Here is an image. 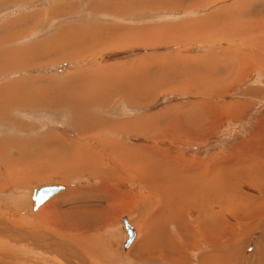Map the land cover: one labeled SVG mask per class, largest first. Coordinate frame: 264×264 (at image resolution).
Listing matches in <instances>:
<instances>
[{
  "label": "rangeland",
  "instance_id": "rangeland-1",
  "mask_svg": "<svg viewBox=\"0 0 264 264\" xmlns=\"http://www.w3.org/2000/svg\"><path fill=\"white\" fill-rule=\"evenodd\" d=\"M78 1L86 2L88 6H84L83 11L76 13L74 18H79L81 15L89 19L94 17L93 20H96L95 26L90 30L91 35L82 31L85 26L70 24L60 27V25L74 22L69 21L54 26L52 31L54 37L49 38L47 36L51 30L48 29V34L43 38H49V41L53 42L52 44L59 42L56 45L65 47L64 52L68 54L70 53L69 49L74 47L71 46L74 43H84L88 48L94 46L90 50L83 49L72 54L73 57H76L80 52L85 54L89 51L90 56L74 60H71L72 56L70 55L65 57L73 63H79L74 66H88L90 69H84L77 75H70V78H66L68 80L64 79L63 81L57 79L48 81L47 78L38 77L42 76L39 70H22L18 75L14 71L0 74V86H6L5 88L9 89V91L6 90L7 93H11L17 101L23 99L25 95L23 91L43 88L42 91L46 94L48 101L65 102L68 105V107H63V110L61 104H57L60 107L51 109L49 116H40L44 117L40 119L37 117L32 118L28 123L29 125L30 123L33 124V128L28 131L30 135L34 136L31 142L32 136L30 135L20 138L21 136L6 134H14V132L21 130L22 124L20 123L15 124L17 128L15 131L10 128L0 131L5 133L0 136V183L3 184L0 187V228L2 230L10 227L16 228L18 222L20 227H23L21 230L28 231L25 227L31 225L33 218L26 213L23 216L19 215L15 209V200L20 201L24 198L25 202L30 204L29 193L31 188L45 184L44 182H53L55 180L52 176L53 173L66 172L65 174H73V172L85 168L87 173L80 171L78 174L72 175L68 179L70 181L65 180L68 181L65 183L68 188L58 192L53 197L51 196L38 208L36 213H33L34 215L42 213L43 209L52 201L59 200L58 195H64L67 200H75L81 195V192H87L81 198L84 200L80 204L65 209L61 212V216L54 213L58 211L57 209L61 205L59 202L41 214V216L47 215L57 221L69 217L68 227L70 230L67 236L72 242L78 245H80V242L85 244L86 242L83 241L86 237L88 238L87 247L91 248V252L88 254L86 251V256L81 258L76 254L72 255V260L75 261L74 264H130L132 263L130 255L132 253L134 255L137 248L139 251L142 250L140 253L143 257H139L144 261L142 264H180L181 262V264H198L201 262V256L206 257L202 260L206 264H247L245 254L250 252L249 249L253 245L249 241L250 245L247 246L251 234H245L242 229L257 222L255 232L250 230L249 233H257V230H260L263 226L262 235L264 236V222H262L264 209H259L254 204L256 200L246 196V194L259 196L258 190L250 186L251 183L247 180L237 177L239 172L243 174V177H246L253 164L245 157H248L243 152L246 151L245 147L243 146V151L240 150V153H243L244 156L237 155V150L231 155L229 150L232 151L231 148L234 145L238 146L246 140V146H250L248 151L253 155L252 151L254 149H251L253 144H258L264 140V66H260V63H264V53L260 55L263 58L258 59L255 53L250 52L249 58H251L252 64L243 73L242 78L241 76L240 78L236 77L235 82L226 81L228 62L231 59L232 50L250 49L252 36L249 37V42L246 43L244 36L233 39L224 36L219 30L215 33L213 28L216 26L205 27L200 22L210 21L214 23L215 20H221L222 23L224 21L226 23L229 20L227 16L232 19L235 15H242L245 12L250 13L256 9L264 11V0H246L245 4H234V0H207L206 2L202 0H163V2L159 0H0V23L7 24V27L0 31V49L8 48L6 53L3 54L24 58L26 53H30L36 45L23 47L22 50L18 49V46L15 48V46L25 41L26 44L35 42L40 35L32 38V31H28L23 38L14 39V37L16 35L20 37L21 32L24 33L42 17L53 16L55 13H58L56 17H63L61 11H76L75 7L80 4ZM89 5L92 9L89 8ZM50 6L52 7L50 8ZM242 6H245V9ZM218 10L226 12L222 17H219L215 14ZM67 16L69 17V14ZM253 22L255 20L249 21L248 25L250 27L254 26L252 25ZM258 23H261V21ZM8 24H11V26L9 27ZM157 25L163 26L164 29L150 34L148 28ZM36 28L44 33L47 26L37 25ZM74 29H77V31ZM260 31H262L261 36H264V27ZM103 32L107 33V37H103ZM120 35H123L120 39L116 41L113 39V37ZM129 36L135 37V39L129 40ZM121 39L132 41V43L104 46V44L118 43ZM108 41L114 42L110 43ZM244 43L246 44L244 45ZM61 47L57 48L54 53H61L58 52ZM162 54H170V60H163ZM139 58L140 60H138ZM160 67L161 69H159ZM68 70L64 74L56 76L64 78ZM185 72L187 76L184 79H178V76ZM26 74H32V77L36 74L37 80L28 78L18 83L17 81ZM158 80H160V83H157ZM256 84L260 85L262 90L255 91V89H252L254 95L249 94L248 88ZM218 89L221 91L220 96L210 93ZM86 97H89L91 102L83 101ZM4 98L11 102L16 101L1 92L0 102ZM100 98L104 101L101 106L98 104ZM128 98L134 100V102H127ZM27 101L26 103H28ZM260 101L261 104L258 109L255 108L254 106ZM247 102L255 105L252 108L245 109V103ZM75 103L79 105L76 107L78 110L77 117L71 115L75 111L70 109L71 106L74 108ZM85 103L89 106H83ZM233 103H241L244 112L239 110L237 111L238 114L230 115L233 110L224 109L222 106ZM12 107L15 109L18 106ZM201 108L205 109L204 114L207 116L206 124L208 127L201 124L200 126L204 127V131L194 138H188L185 134L171 135L166 132H161L159 138L150 137L148 134L133 136L122 133V130H120V133L117 132L119 127L115 126L113 130L108 127L111 124L109 121H116L118 118H130L138 115L163 117V111L166 109L173 111L172 117L178 118L176 122H173L174 125L178 123L191 125L194 123L192 110L199 109L201 111ZM52 111L55 112L52 113ZM85 115L87 116L85 117ZM71 117L74 119L73 121H69ZM99 117H103L102 120L96 119ZM123 122H126V120ZM37 128L41 133H48L46 129L50 130L48 138L41 139L42 135L33 134L32 131H36ZM96 128H102L103 130L100 131L97 137L91 138L92 130ZM84 134L91 140L92 147L89 143L87 145L82 144L81 140L83 138L80 135ZM40 139L44 140L33 146L35 149L26 146V148H19L18 151L12 150L14 146L20 145L24 140L29 144ZM189 141L197 142L199 146L192 145ZM118 142L133 147L143 144L149 146L150 150H158L156 153H148V151L139 153L141 159L135 158L137 154L125 149L123 151L126 153L125 156L128 155L138 160L134 161L137 165H135V168L139 169L135 172H138L139 175L141 170L144 173L148 171L151 174L152 169L149 168L156 164L157 155L161 156L160 160L157 159L162 161L160 162L161 165L155 169V172H161L162 168L163 175L167 174L166 177L162 178L165 181L162 183L158 182L159 179H154V182H157L158 185L155 184L156 187H152L148 179L142 177L137 179L135 177L151 190L154 189L151 192L145 185L141 184L142 182L122 174L121 169L127 170L132 159L126 164L124 158L117 156L118 151L116 149L118 145L112 147L110 144H118ZM97 145L103 149V153L98 151ZM188 148L190 151L185 152ZM224 156L228 157L231 164L228 162L225 168L218 169L217 173L224 171L231 178L232 187L241 196H244L242 199L232 201L227 206L217 198L209 197L204 207L209 217L207 219L205 216L203 217V212L198 207L189 203V200L186 202L188 204L185 207H182L180 203L178 204L179 199H176L177 194L173 190L175 195L173 193L163 194L161 197L162 200L165 198L163 201L160 200L159 203V201L153 200L150 203L152 205L151 210L156 215L153 217L155 224L149 232L143 231L144 225L150 220L144 216L146 213V211L143 212L144 205L145 203L148 205L153 197L157 200L160 198L161 195H156L155 192L160 186H162L161 188L164 187L163 191L166 190L167 192L169 189L167 187L178 186L177 183L183 181L182 175L200 174L202 173L200 171L201 167L212 166V163L219 160V158L227 159ZM237 156L245 157V160L249 161L237 159ZM112 157L117 165V168L113 170L114 172H112L111 167ZM21 158L27 162L29 161L28 164L31 165L25 166V163L20 162ZM163 158L170 159L171 162L167 163L163 161ZM8 161L17 162L16 167L15 165L10 167L7 164ZM176 162L177 164L178 162L185 163V165L177 168L178 172L175 170L173 173ZM193 165L200 168H194ZM128 174H131V172H128ZM171 174L175 177L172 175V178ZM215 174L214 172L211 174L214 180L216 178ZM64 177L65 175L62 180H64ZM82 179L86 180L84 184H81ZM170 180L171 182H169ZM172 182L176 185H169ZM71 184L83 189L74 188L70 190V187H74ZM208 184L209 180L205 179L203 183L195 185L193 194L190 193L191 196L186 195L183 197L190 199L198 192L206 191ZM149 194L155 196L151 195L149 199L147 198ZM93 196L97 200L90 198ZM260 198L264 199V195ZM173 200L175 201L174 204H172ZM142 201L145 203H142ZM158 204H163L161 212L154 211ZM24 205L27 204L24 203ZM29 209H31V206ZM182 215L185 217L184 223H181L183 222L181 220ZM124 217H127L128 222L133 223L137 228L135 230L136 237L127 249H123L122 237H120L121 220ZM214 219H221V223L216 220L218 227L217 224L213 225ZM46 221L62 227L60 223L44 216L41 222L45 225ZM178 222L180 223L178 224ZM80 226H82L81 236L79 234L81 229L78 228ZM35 227H39L42 231L48 230L54 235V239L66 241L65 230L63 231L64 234L60 235L46 226L41 227L38 224ZM175 229H178V233L168 232ZM165 231L167 232L164 233ZM180 231H184L183 237L186 238V241L191 239V241L196 242H186L187 244H184L181 241L183 234H180ZM188 232L192 234H188ZM6 233V237L11 234L9 231H6ZM222 233L226 235L222 240L228 239L227 243L218 246L219 248L216 246L218 244L214 246L207 244L209 239L219 234L222 235ZM241 233L244 235L242 238L244 241L241 239V242H239L238 238L233 239V235ZM205 234L207 235L205 236ZM171 238L173 241L175 240L174 243L177 241L175 248L170 245L171 240L167 241ZM219 238L217 236L215 240ZM35 241L33 239L29 240V238L18 239L16 245L14 243V246H4L3 248H7L10 252L8 254H10V260H12L5 264H35V259L39 262L38 264H55V262L71 264L69 256L62 257L61 253H64L65 250L60 248V252L56 251L50 254V250L41 249L39 242ZM53 243L54 245L50 247L59 246L55 245V241ZM81 248L83 249L82 246ZM148 248H151L152 251L150 256H147L149 253L145 251ZM164 248L167 249V252ZM168 252H172L171 255ZM1 258L0 264H4L2 263L3 258ZM83 258L85 261L81 262Z\"/></svg>",
  "mask_w": 264,
  "mask_h": 264
},
{
  "label": "crops",
  "instance_id": "crops-1",
  "mask_svg": "<svg viewBox=\"0 0 264 264\" xmlns=\"http://www.w3.org/2000/svg\"><path fill=\"white\" fill-rule=\"evenodd\" d=\"M159 1L163 2V0H159ZM202 1L206 2L207 0H202ZM78 2H80V4L75 7L76 11H74V12L61 11L63 17H56V15H58V13H55L53 16L52 15H47L46 17H42L41 19H38L31 26V28L27 29L24 33L21 32L20 37H17V35L14 37V39L23 38L24 35L28 31H32V38L37 36V35H40V36H38L36 38L35 42L33 41L31 43L26 44V41H25V42L20 43V44L15 46V48L18 46L17 48L22 50L23 47L36 45L35 48L33 50H31L30 53H26L24 58L17 57V56H12L11 54H3V53H6V49H8V48L0 49V74L14 71L16 73V75H18L22 70H25V71H35V70L38 71L39 70L42 73V76H38V77L47 78L48 81L50 79H54V80L57 79V80H62L63 81L66 78H70V75H77V74L81 73L84 69H90V67H88V66L87 67H85V66H81V67L74 66V65H78L79 63L78 62L73 63V61H70V60L66 59L65 57H68L69 55L72 56V54H74L76 52H79V51H81L83 49L90 50V48H92L94 46H91V47L88 48V47H86V45L84 43H74L73 45H71V46H74V47L69 49L70 53L68 54V53L64 52V50L66 49L65 47H61L58 44L56 45V43H59V42H55V44H52L53 42L49 41V38L54 37V34H52L54 26L55 25H60V23H62V22L64 23V22L74 21L73 23H68V24H65V25L62 23L63 25H60L61 28L65 27V26H68L70 24L75 25V26H85L84 27L85 29H83L82 31L85 34L91 35V31L90 30H91V28L93 26H95V21L96 20H93V19H95L94 17L92 19H89V18L83 17L81 15H80L79 18H74V15H76V13H78L80 11H83L84 6H88V4L86 2H83V1H78ZM244 2L246 3V0H234V4H237V3L238 4H242ZM51 7L52 6H50V8ZM89 8L92 9L90 7V5H89ZM242 8L245 9V6H242ZM225 12H223L222 10H218L215 14H216V16L222 17V15H224ZM258 13H260V14H258ZM67 14H69V17L67 16ZM242 15L241 14L235 15V16L232 17V19H231L230 16H227V19H229V20L226 23H225V21H224V23H222L221 20H215L214 23H211L210 21H207L206 23L200 22V24L205 26V27L206 26H211V25L216 26V27L213 28V31L215 33H216V31L219 30V31H221V33L224 36H229V37H232L233 39L235 37H241L242 38L244 36V39H245L246 43L249 42V37L252 36L250 49L247 48V50H243V49H236V50L233 49L232 50V53L230 54L232 57H231L230 61L228 62V71H227L228 77L225 79L226 81H229V82H231V81L235 82L236 78H233V77L240 78V76H241V78H242L243 73L249 68V66H251L252 60H251V58H249L250 52L252 54L255 53V55H256V57L258 59H262L263 57L260 56V55H261V53H264V36H261L262 35V31H260L264 27V23H263L264 22V11H258L256 9L255 11H253V12L251 11L250 13L249 12H245ZM248 15H249V18H248ZM64 17H68V18H64ZM19 20L21 21V19H19ZM253 20H255V22L252 23V25H254V26L250 27L248 25V23H249V21H253ZM257 20H258V22L261 21V23H258ZM8 25H9V27L11 26V24H8ZM37 25H46L47 26L46 31L43 33L41 30H38L36 28ZM5 27H7L6 23H4V25H3V23H0V31L2 29H4ZM48 29H51L50 30V34L47 35L49 38L44 39L43 37L46 34H48ZM160 29H164V27L160 26V25L150 26L148 28V31L151 34L153 32H156L157 30H160ZM239 30H240V32H239ZM75 31H77V29ZM255 34H257V35H255ZM121 36H123V35L113 37V39L116 41V40L120 39ZM103 37H107V33L106 32H103ZM129 37H130L129 40H131V39L134 40L135 39V37H132V36H129ZM129 40L121 39V40L118 41V43L104 44V46H112L114 44L127 45L129 43H132V41H129ZM108 42L111 43V42H114V41H108ZM124 43H126V44H124ZM246 43H244V45ZM59 47H61V49H59L58 52H61V53H54V51L57 50V48H59ZM7 53H10V52H7ZM169 55L170 54H162L163 60H165V61L170 60ZM87 56H90L89 55V51H88V53H85V54H82L80 52L79 55H77L76 57L72 56L71 60H74V59H77V58H80V57H87ZM16 58H19V59H16ZM138 60H140V58ZM214 60L217 61L216 59H214ZM96 61H98V60H96ZM232 62H233V64H232ZM260 66H264V63H260ZM237 68H238V70H237ZM159 69H161V67ZM67 70H68V72L66 73V76L64 78L56 76V75L59 76V75L64 74ZM29 73H33V72H29ZM31 75L32 74H26L23 78H20V80H18L17 82L18 83L19 82H23L24 80H26L28 78H31V79L34 78L35 80H37L36 79V74H34L33 77ZM258 75H260V74H258ZM186 76H187L186 72L185 73H181L178 76V79H184ZM66 80H68V79H66ZM157 83H160V80H158ZM259 84H260V82H259ZM5 87L6 86H4V85L0 86V94H1V92H4L5 95H7L8 97H11L15 101L16 100L15 97L11 93H7L6 90L9 91V89H7ZM223 87H224V85H223ZM250 88L255 89V91L262 90L260 85L256 84V85L251 86V87L248 88L249 89V94H253L254 93V92H252V89H250ZM42 90H43V88H38V89L36 88V89H32L31 91H23L22 90L25 95L23 96V99L21 101H17L16 100L15 102H11V101H8V100H6L4 98L0 102V131H3L6 128H10L11 130L15 131V130H17L15 124L16 123H20V124H22V129L21 130H18V132H16V133L14 132V134H10V133H6V134H9V135H12V136H18V137L21 136L20 138H23L25 136L30 135L28 133V131L33 128V124L30 123V125H29L28 123H29V121L32 118L37 117L38 119H40V118H44V117H40V116H49L50 112H51L50 111L51 109H54L56 107H60L57 104H61V106H62L61 108L68 107L67 103H65V102L60 103L58 101H48V99L46 98V94L43 93ZM220 92H221L220 89H218L217 91H213V92H210V93L211 94H216V95L218 94L220 96L221 95ZM254 97H256V96H254ZM89 99H90L89 97H86L83 101L89 103V102H91V101H89ZM127 100H128L127 102H134V100H132L130 98H128ZM26 101L28 103H26ZM102 102H104V101H102V98H100V102L98 103L99 106H101ZM87 103H85L83 106H89V104H87ZM260 104H261V101L257 105L251 104L250 102H247V103H245V106H246L245 109L252 108V106H254V105H255L254 107L258 109V106ZM9 106H11V107L8 108ZM12 106H18V107L13 109ZM78 106L79 105L75 103L74 104V108L72 106L70 107L71 110L75 111L71 115L77 117L78 110H77L76 107H78ZM222 106L224 107V109L228 108L230 110H233L230 115L238 114L237 111L244 110L242 105H241V103L225 104V105H222ZM58 109H60V108H58ZM63 110H64V108H63ZM55 111H52V113H54ZM204 111H205L204 108H201V111L199 109H197V110L193 109L192 110V115H193L192 116V120H193L194 123H192L191 125H188V124H185V123H178V124L174 125L173 122H176L178 120V118L172 117L173 111H169L168 109H166L165 111H163L164 112L163 117L138 115V116H132L130 118L129 117L118 118L116 121H114V120L109 121L113 125H112L111 128H110L111 124L108 127H109L110 130H113V127H115V126L119 127V130H117V132L120 133V130H122V133H126L127 135L131 134L133 136H141V135H144V134H148V136H150V137L159 138V135H160L161 132H166L167 134H171V135L177 134V133H178V135L185 134V136H187L188 138H194L195 136L200 135V133L204 131V127L200 126L201 124H204L205 127H208V125L206 124L207 116L204 114L205 113ZM242 112H244V111H242ZM122 113H125V112H122ZM125 114H127L128 116H131L128 113H125ZM203 115H205V117H203ZM86 116L87 115H85V117ZM78 118L83 119L81 117H78ZM102 118L103 117H99V118H96V119L97 120H99V119L102 120ZM68 119H69V116H68ZM73 120L74 119L71 117L69 121H73ZM124 120H126V122H123ZM25 130H26V132H24ZM46 130H47L48 133L50 132V130H48V129H46ZM101 130H103V129L102 128H96V129L92 130L91 138L97 137L100 134ZM32 132L35 135H42L41 139L42 138L46 139L49 136L48 133H41L38 130V128L36 129V131L33 130ZM4 134L5 133H1L0 132V136H3ZM188 134H189V136H188ZM30 136H32V139L30 140V142H31L34 139V136L33 135H30ZM81 136L83 138L81 140L82 144H86L87 145L89 143L90 146L92 147V142L86 136V134L80 135V137ZM41 139L37 140V141H35L33 143H29V144L27 143V141L24 140V141L21 142L20 145L14 146L12 148V150L13 151L17 150L18 151L19 148H23V147L26 148V146H31V148H34L33 146H36V144L38 142H40V141L42 142L44 140V139L43 140H41ZM249 142H250V140H249ZM189 143L192 144V145L199 146L197 142L189 141ZM119 146H121V148L123 150L125 149L126 151L128 150L131 153L137 154V157H135L136 159L140 158L141 155L139 153H144V151H148V153H152V152L156 153L158 151L156 149L155 150H150L149 146H146V145H143V144H140V145H137V146L133 147V146H128L126 144L118 142V147ZM98 149H99L98 151H100L101 153L104 152L103 149H101L99 146H98ZM27 150H28V148H27ZM188 151H190L189 148L186 149L185 152H188ZM128 157H130V156H128ZM130 158H132V157H130ZM136 159H132L133 162L131 161L128 164V169L127 170H123L121 168L120 169H121L122 174H126L127 176H130L133 180L140 181V180H137L135 178V177H138V173L134 172V171L139 170V169L135 168L136 163H135L134 160H136ZM6 160H10V159H6ZM136 161H138V160H136ZM8 162H10L13 166L15 165V167L17 165L16 164L17 162H15V161H8ZM8 162H7V164H8ZM165 162L170 163L171 160L170 159H167V160L165 159ZM111 166H112V171L115 168H117V165L114 162V158H112V165ZM165 166H167V165H165ZM177 168H178V164L176 162V165H175V167H173V169L178 170ZM80 171H85L87 173L85 168L79 170L78 172H73V174H65L66 172L65 173L64 172L53 173L52 176H54L55 180H53V182H50V183L49 182H44V183L45 184L59 183V184L65 185L66 182L70 181L68 179H70V177L72 175H76ZM128 172H131V174H128ZM135 173H137V174H135ZM64 175H65L64 180H62V177ZM65 180H68V181H65ZM27 182H31V181H27ZM85 182H86V180L85 181H84V179L81 180V184H84ZM140 182H142V181H140ZM21 183H23V182H21ZM115 183H118V182H115ZM122 183H124V182H122ZM24 184H26V183H24ZM141 184L145 185L143 182ZM0 185H1L0 187L3 186L2 183H0ZM16 185H18V184H16ZM71 186H74V187H70L69 186L70 190L74 189V188L75 189L81 188V187H76V185H73V184H71ZM114 187H115V185H114ZM67 188H68V186L65 185V188L63 189V191L66 190ZM146 188L149 189L151 192H152V190H154V189L151 190L150 188H148V186H146ZM81 189H83V188H81ZM82 191H85V190H82ZM155 192H156V195L159 194L158 191H155ZM56 194H58V193H56ZM84 194H87V192H84V193L81 192V195L78 196L75 200H67V199H65L64 195H62V196L58 195V197H60L59 200L52 201L48 206H46L43 209L42 213H40L38 215H34L33 213H36L38 208L42 204L39 205L36 209H33L32 201L30 199V195H29L30 204L28 202H25L24 198H22L20 201H16L15 200V209H16V211H17V213L19 215L23 216L26 213L29 216H31V218H33L32 224L30 226L25 227L27 230L34 229L35 225H37V224H39L41 227H44L45 225L41 222V219L44 218V216H46L47 219H50V220H53L54 222L60 223V225L63 226L64 229H65L67 240L71 241L69 239V237L67 236L68 231L70 230L69 227H68L69 219H70L69 217H64L63 219L57 221L54 218H51V217H49L47 215L41 216V214H43L46 210H48V208L53 207L54 204L59 202L61 205L57 209L58 211H56L54 213L60 214V216H61V212H63L65 209L76 207L77 204H80L84 200V199H81L82 197H84ZM151 195L155 196L154 194H149V196L147 198L150 199ZM90 198H94L95 200H97V198L95 196L90 197ZM142 198H144V197H142ZM153 200H155L156 202L159 201L155 197H153L152 200H150L148 202V205L145 202L142 201V203H145L143 212L146 211V213L144 214V216H146L147 219H150L144 225L143 231H145V232H149L150 230H152L154 228L155 219H153V217H155L156 215L151 210V206L152 205L150 204V203H152ZM24 203H26L27 205L25 206ZM102 203H103V201H102ZM30 206H31V209H29ZM25 207H26V209H25ZM162 207L163 206L161 204H158V207L155 208L154 211L155 210L156 211H160L162 209ZM131 225L133 226L134 231H135L137 229L136 226H134L133 223H131ZM16 228L23 229V227H20L18 222L16 223ZM120 229L122 230V226L120 227ZM138 229H139V227H138ZM177 231H178V229H175V231L171 230L169 232L178 233ZM62 232L56 231V234H60L61 235ZM135 234H136V231H135ZM184 238L185 237H183L182 239H184ZM134 239H133V241H134ZM189 242H192V241L189 240ZM80 245L82 246V244H80ZM80 245L75 243L72 246L73 248L69 246V249H71V251L73 249L75 250V251L73 250L72 255H75L76 251H78L80 254H82V256H80V258H81V257L86 256V246L84 247V249H82ZM83 245H85V244H83ZM129 246H131V244ZM175 246H176V244H175ZM121 249H122V246H121ZM55 250L59 251L58 248H55L53 250V252H56ZM145 251H147V253H149V254H147V256H150L151 253H152L151 248L145 249ZM68 255H69V253H68ZM134 256H135V254H134ZM134 256L130 255V259L132 261V263H130V264H134V263L142 264L144 262L143 260H140L137 256H135V257ZM135 258H137V259H135ZM84 261H85L84 259L81 260V262H84ZM176 261L178 262V260H176ZM81 264H83V263H81Z\"/></svg>",
  "mask_w": 264,
  "mask_h": 264
},
{
  "label": "bare ground",
  "instance_id": "bare-ground-1",
  "mask_svg": "<svg viewBox=\"0 0 264 264\" xmlns=\"http://www.w3.org/2000/svg\"><path fill=\"white\" fill-rule=\"evenodd\" d=\"M38 2V1H37ZM257 22H258V20H257ZM256 22V23H257ZM228 28V27H227ZM248 29V28H247ZM225 32V31H224ZM239 32H240V30H239ZM237 33V32H236ZM62 41V40H61ZM232 53V52H231ZM232 57V56H231ZM263 62V61H262ZM239 64V63H238ZM237 70H238V68H237ZM245 70V69H244ZM239 72V71H238ZM232 76V75H231ZM230 76V77H231ZM234 76V75H233ZM232 78V77H231ZM233 78H236V77H233ZM232 82V81H231ZM250 89H252V88H250ZM101 119V118H100ZM214 120V119H213ZM113 125V124H112ZM109 126V125H108ZM202 128V127H201ZM203 130V129H202ZM205 133V132H204ZM51 136V135H50ZM188 136H189V134H188ZM194 136V135H193ZM264 139V138H263ZM20 142V141H19ZM118 144L117 143H114V144H110V146H112V147H114V146H117ZM238 146H240V147H238ZM234 145L231 149H232V151H230L229 150V153H231V155L232 154H234V152L237 150V155H243V153H240V150H244V147H245V150L246 151H243L244 152V154H246V155H248V157L247 156H245L247 159H249L251 162H253V164L251 165V168H250V171L248 172V175L246 176V177H243L242 175V173H238L237 174V177H239V178H243V179H245V180H247L248 182H250L251 183V185L250 186H252L253 188H255V189H257L258 190V195L259 196H251V195H248V194H246V196L247 197H252L251 199L252 200H256V202L254 203L255 205H257V207L259 208V209H264V207H263V205H264V199H261L260 197H262V195H264V140L263 141H261L260 143H258V144H253V146H252V148L251 149H254L252 152H253V155L251 154V152L250 151H248V149L250 148V146H246V140L245 141H242L239 145ZM244 146V147H243ZM141 148V147H140ZM239 148V149H238ZM139 149V148H138ZM117 151H118V153H117V156L119 157V158H124V160H125V162H126V164H127V162L128 161H130L131 159H133V158H130V157H128V155L127 156H125L126 155V153L123 151V149L121 148V146H119L118 148H117ZM128 151V150H127ZM228 151V150H227ZM251 155V156H250ZM244 156V155H243ZM161 156H158L157 155V157H156V164H151L149 167V169H152L151 170V174H149L148 173V171H147V173H144L142 170H141V172H140V175H139V173H138V177H136L137 179H140V177H142L143 179H148V182H150V184H151V186L152 187H156V185H158L157 184V182H154V179H158L159 178V181L158 182H162L163 183V181H165V180H162V178H164V177H166V175H163L164 174V172H162V168H161V172H155V169H157L158 167H159V165H161L160 164V162H162V161H158L157 159H159ZM224 157H226V156H224ZM242 158V157H240V156H237L236 158L238 159H242V160H245L246 158ZM113 158V157H112ZM227 159H225V158H219V160H215V162H213L212 163V166H206L205 168H203V167H195L194 165H193V167L194 168H200V171L202 172V173H200V174H196V175H187V176H183L182 175V179H183V181H180V183H177V185L178 186H175V187H167V192H166V190L165 191H163L164 189V187L163 188H161L162 186H160L158 189H157V191L159 192V194L161 195L160 196V198L158 199L159 200V203H160V200L161 201H163L165 198H163V200L161 199V197L163 196V194H168V193H173V195H175V193L177 194L176 195V199L178 198L179 200H178V204L180 203L181 204V206L182 207H185L188 203H186L188 200H189V203H191V205H193V206H196V207H198V209H200V211H202L203 212V217L205 216L207 219H209V217H208V215L206 214V212H205V209H204V207L206 206V202H207V200H208V198L209 197H211V196H213V197H215V198H217L218 200H220L221 202H223V203H225L227 206H229V204L232 202V201H237V200H240V199H242L244 196H241V194L240 193H238V192H236L235 190H234V188L232 187V182H231V178L230 177H228L225 173H224V171H220V172H218L217 173V171H218V169H220V168H225V165L229 162V164H231L230 162V160L228 159V157H226ZM235 158V159H236ZM23 158H21L20 160V162H23V164L25 163V166L27 165V166H29V165H31V164H28V162L27 161H25V159L24 160H22ZM138 159H141V158H138ZM232 159V158H231ZM167 160V159H166ZM249 160H245V161H249ZM31 161V160H30ZM142 161V160H141ZM163 161H165V158H163ZM239 160H237V162H238ZM247 162H246V164H247ZM250 162V163H251ZM31 163V162H30ZM151 163V162H150ZM206 163V162H205ZM239 163V162H238ZM21 164V166H22V163H20ZM141 164V163H140ZM240 164V163H239ZM8 165L10 166V167H13V165L10 163V162H8ZM185 165V163L183 164V163H179L178 162V168H180L181 166H184ZM243 165V164H242ZM8 166V167H9ZM163 166V165H162ZM232 166V165H231ZM237 166H240V165H237ZM248 166V165H247ZM23 167V166H22ZM21 167V168H22ZM112 167V166H111ZM229 167H230V165H229ZM234 168H235V166H233ZM242 167V166H241ZM258 167V169H256ZM25 168H27V167H25ZM183 168V167H182ZM13 169V168H12ZM169 169V168H168ZM16 170V169H15ZM14 170V171H15ZM24 170V169H23ZM117 170V169H116ZM150 171V170H149ZM174 171H175V169H173V173H174ZM97 172V171H96ZM112 172H114V171H112ZM133 172V171H132ZM135 172V171H134ZM176 172H178L177 170H176ZM212 172H214V173H216L215 175H216V178H215V180L214 179H212V177H211V174H212ZM243 172V171H242ZM15 173H16V171H15ZM17 173H18V171H17ZM137 173H135V174H137ZM19 174H21V173H19ZM178 174V173H177ZM16 175V174H15ZM145 175H147L148 177H146ZM149 175H151L152 177H155V178H150V176ZM173 174H171V176H172ZM19 176V175H18ZM170 176V175H169ZM170 176V177H171ZM174 176V175H173ZM173 176H172V178H173ZM178 176V175H177ZM175 177V176H174ZM106 178V177H105ZM171 178V179H172ZM177 178V177H176ZM175 178V179H176ZM181 178V177H180ZM205 179H208L209 180V184L207 185V188H206V191L205 190H203V191H201V192H198L195 196H193V197H191L190 199H187V198H185V197H183V196H191L190 195V193L191 194H193V191L195 190V185H197V184H199V183H203L204 181H205ZM104 180V179H103ZM168 180V179H167ZM181 180V179H180ZM173 181V180H172ZM175 181V180H174ZM179 181V180H178ZM177 181V182H178ZM169 182H171V180L169 181ZM156 184V185H155ZM164 184H166V183H164ZM171 184H173V185H176V184H174L173 182L172 183H169V185H171ZM167 185H168V183H167ZM36 186H38V185H36ZM35 187V186H34ZM33 188V187H32ZM32 188H31V190H30V193H29V195L31 196V192H32ZM173 190H174V192H173ZM161 191V192H160ZM179 192V193H178ZM166 196H168V195H166ZM167 201V200H166ZM183 201V202H182ZM171 202V201H170ZM169 202V203H170ZM174 200H173V203L172 204H174ZM162 203V202H161ZM171 204V203H170ZM171 204V205H172ZM263 204V205H262ZM163 205V204H162ZM174 206V205H173ZM175 207H176V205H175ZM169 208V207H168ZM174 208V207H173ZM4 209V208H3ZM169 210V209H168ZM173 210V209H172ZM175 210V209H174ZM181 210V209H180ZM182 211V210H181ZM161 212V211H160ZM184 215V214H183ZM181 216V220H183V222H181V223H184V220H185V217L184 216ZM164 217V216H163ZM174 217V216H173ZM180 218V217H179ZM262 218H264V215L262 216ZM172 219H174V218H172ZM187 219V218H186ZM177 220V219H176ZM179 220V219H178ZM216 220L219 222V223H221V219H214V221H213V225H216L218 222H216ZM187 222H189L188 220H186ZM203 221H204V219H203ZM207 221V220H206ZM262 222H264V219H263V221ZM2 223V222H1ZM94 223V222H93ZM93 223H91V224H93ZM131 223V222H130ZM166 223V222H165ZM180 222H178V224H179ZM32 224V223H31ZM260 224V223H259ZM262 224V223H261ZM38 225V224H37ZM36 225V226H37ZM80 225V224H79ZM89 225H90V223H89ZM162 225V224H161ZM257 225H258V223L257 222H254L252 225H250L249 227H246V228H243L242 229V232H245V234H251V235H249V240L247 241V246H249L250 244H249V241L252 243V245L253 246H251V249H249V251L250 252H248V253H246L245 255V259H246V261H248V263L247 264H264V236L262 235V233H263V226H261V228H260V230H257V233H254L255 232V229H256V227H257ZM10 226V225H9ZM45 226L48 228L49 227V229H51V230H53L54 232H56V231H60V232H62V231H64L65 229H64V227L62 226V227H59V225H57V224H55V223H50V222H47L46 221V223H45ZM121 226H122V230H121V233H120V237H122V244H123V242H125V240H126V238H127V235H126V229L124 228V226L121 224ZM182 226H184V225H182ZM217 227H218V224L216 225ZM215 226V227H216ZM89 227V226H88ZM87 227V228H88ZM178 227H179V225H178ZM216 227V228H217ZM79 229H81L80 231V236H81V233H82V226H80V227H78ZM86 228V227H85ZM90 229V228H89ZM124 229V230H123ZM166 229V228H165ZM56 230V231H55ZM180 230H181V228H180ZM254 231L253 233H249V231ZM6 231H9V232H11V234H9V236L7 235V237L5 236L7 233H6ZM85 231H86V229H85ZM84 231V232H85ZM175 231V230H174ZM217 231H218V228H217ZM167 231H165L164 233H166ZM169 232V231H168ZM178 232V231H177ZM184 232V231H183ZM183 232H181L180 231V234H183L182 235V238H183V236H184V233ZM219 232V231H218ZM217 232V233H218ZM209 233V232H208ZM61 234H64L63 232L61 233ZM174 234H176V233H174ZM188 234H192L191 232H188ZM209 234H214V233H209ZM216 234V233H215ZM253 234H255L254 236H253ZM165 235V234H164ZM167 236H168V234H166ZM170 235V234H169ZM207 234H205V236H206ZM217 236H219L220 238L218 239V240H215V237H217ZM224 236H226V235H224L223 233H222V235L221 234H219V235H216V236H214V237H212V236H208V237H212L211 239H209V241L207 242V244H209V245H216V244H218V245H216L217 247L219 246H221L222 244H225V243H227L228 242V239H226V240H222V238H225ZM175 237H176V235H175ZM244 237V235L241 233V234H235V235H233V239H235V238H238L239 239V242H241V239ZM9 238V239H8ZM27 238H29V240H36L35 242H39V246L41 247V249H48V250H50L49 251V253L50 254H52L53 253V250L55 249V248H58V249H63V250H65V251H63L64 253H61L62 254V257L64 258V256H69V258L71 259L70 261H71V264H74L75 263V261L74 260H72V252H73V250L71 251V249H69V246L70 247H72L73 246V244H75L74 242H72V241H69V240H67V238H66V241L65 240H57V239H54V235L51 233V232H48V230H41L39 227H35L34 229H31L30 231L28 230V231H24V230H19L18 228H13V227H10L9 229H4V230H2L1 228H0V257H2L3 258V262L2 263H7L8 261H12V260H10L11 259V257H10V254H8V253H10L8 250H7V248H3L4 246H7V245H11V246H14V245H16V243H18V239H20V240H24V239H27ZM177 238V237H176ZM251 239V240H250ZM87 240H88V238L86 237V239L83 241V242H86L85 243V245H83V243L82 242H80V244H82V247H83V249H84V247L86 246V251H87V253L89 254L90 252H91V248L90 247H87ZM171 240V246L173 247V248H175V244H176V242L174 243V241L172 240V238L171 239H169V240H167L168 242ZM179 240V239H178ZM191 240V239H190ZM193 240V239H192ZM56 242L55 243V245L57 246V245H59V246H57V247H50L51 245H54V243L53 242ZM184 244H187V243H193V242H196V241H192V242H189V240H187L186 241V238H184V239H182L181 240ZM242 241H244L243 239H242ZM165 242V241H164ZM167 242V243H168ZM179 242H180V240H179ZM187 242V243H186ZM15 243V244H14ZM181 243V242H180ZM198 243V242H197ZM246 243V242H245ZM14 244V245H13ZM165 244H166V242H165ZM201 244V243H200ZM206 244V245H207ZM130 245V244H129ZM134 245V244H133ZM166 245H168V244H166ZM169 245V246H170ZM190 245V244H189ZM191 245H193V244H191ZM203 246H204V244H202ZM245 245V244H244ZM81 246V245H80ZM135 246V245H134ZM169 246H168V248H169ZM208 246V245H207ZM212 246V247H213ZM246 246V247H247ZM129 247V246H128ZM127 247V248H128ZM209 247V246H208ZM218 247V248H219ZM73 248V247H72ZM171 248V247H170ZM210 248V247H209ZM216 248V247H215ZM214 248V249H215ZM93 249V248H92ZM164 249H166V248H164ZM163 249V250H164ZM217 249V248H216ZM94 250V249H93ZM160 250H161V248H160ZM171 250V249H170ZM169 250V251H170ZM177 250V249H176ZM56 251V250H55ZM60 251V250H59ZM75 251V250H74ZM85 251V250H84ZM165 251V250H164ZM69 253V255H68V253ZM94 252V251H93ZM141 251H139V249L137 248V250L134 252V254H135V256H137L138 258L139 257H143L142 256V254L140 253ZM157 252V251H156ZM155 252V253H156ZM159 252V251H158ZM166 252H167V249H166ZM166 252H164L165 254H166ZM154 253V252H153ZM163 253V254H164ZM168 253H170V252H168ZM172 253V252H171ZM171 253H170V255H171ZM58 254V253H57ZM160 254V253H159ZM158 254V255H159ZM162 254V255H163ZM211 254V253H210ZM59 255V254H58ZM76 255H78V256H82V254H80L78 251H76ZM132 255H133V253H132ZM12 256V255H11ZM89 256V255H88ZM94 256V255H93ZM134 256V255H133ZM134 256V257H135ZM163 256H165V255H163ZM167 256H169V255H167ZM166 256V257H167ZM16 257V256H15ZM170 257V256H169ZM169 257H167V258H169ZM205 256H201L200 257V259H201V262L200 263H198V264H206V262L205 263H203L202 262V260L203 259H205L204 258ZM1 258V259H2ZM27 258H30V257H27ZM89 258V257H88ZM165 258V257H164ZM174 258V257H173ZM15 259V258H14ZM13 259V260H14ZM84 259V258H83ZM150 259V258H149ZM69 260V259H68ZM141 260V259H140ZM143 260V259H142ZM145 260V259H144ZM179 260V259H178ZM167 261V260H166ZM181 261V260H180ZM180 261H179V263H180ZM30 262V261H29ZM31 262H32V260H31ZM34 262H35V264H38L39 262L35 259L34 260ZM136 262V261H135ZM9 263V262H8ZM10 263H12V262H10ZM57 262H55V264H56ZM182 263V262H181ZM180 263V264H181ZM16 264V263H15ZM41 264V263H40ZM57 264H59V263H57ZM88 264V263H87Z\"/></svg>",
  "mask_w": 264,
  "mask_h": 264
},
{
  "label": "water",
  "instance_id": "water-1",
  "mask_svg": "<svg viewBox=\"0 0 264 264\" xmlns=\"http://www.w3.org/2000/svg\"><path fill=\"white\" fill-rule=\"evenodd\" d=\"M65 185L59 183L41 184L32 188L30 199L32 201L33 209H36L39 205L43 204L51 196L55 195L59 191L63 190ZM122 225L126 229L127 238L123 242V249H127L129 244L132 243L135 232L131 223L128 222L127 217L121 220Z\"/></svg>",
  "mask_w": 264,
  "mask_h": 264
}]
</instances>
